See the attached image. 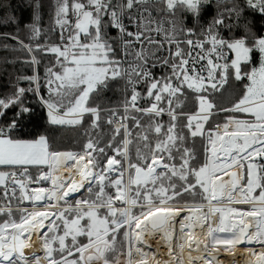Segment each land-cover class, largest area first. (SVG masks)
<instances>
[{"label":"snow or ice","instance_id":"6c2138e0","mask_svg":"<svg viewBox=\"0 0 264 264\" xmlns=\"http://www.w3.org/2000/svg\"><path fill=\"white\" fill-rule=\"evenodd\" d=\"M29 6L0 3V264H264V0Z\"/></svg>","mask_w":264,"mask_h":264},{"label":"trees","instance_id":"16d2710c","mask_svg":"<svg viewBox=\"0 0 264 264\" xmlns=\"http://www.w3.org/2000/svg\"><path fill=\"white\" fill-rule=\"evenodd\" d=\"M4 0H0V3H3ZM8 2L11 3V5L13 6V8L15 9V15L20 18L22 20L23 23H28L30 22L31 19V7L29 6L30 4V0H8ZM43 4H44V9H43V22L45 24V26L49 23V16H48V12H49V4L51 3V0H42ZM215 9L212 8L211 6H209V10L206 11L205 13V17L206 16H211L212 14H214ZM3 16V11L0 10V17ZM23 23L21 24V29L23 28ZM4 32H16V27L14 25H3L0 24V34L4 33ZM24 32L20 31V36L21 38H24ZM9 43H14L12 41H8ZM4 40L0 39V44H3ZM6 54L4 53V51L2 49H0V58L4 57ZM21 69V65L17 64V65H5L3 63H0V93H3L5 91H8L10 89V78L14 80L15 78V74L17 73L18 70ZM24 71L26 72H30L31 70L28 68H23ZM41 74L43 73V68L40 69ZM110 97L113 96L112 93L108 94ZM113 99H115V97H113ZM42 109H40L37 106V112H41ZM9 115H11V113H9ZM40 124H43L44 121L40 120L39 121ZM32 129V125L30 124L28 126V129H26L25 131H30ZM52 135L54 136V138L56 139L58 144L61 145H65L68 147H71L73 144L76 143L79 134L73 130H71V128H66V129H62V130H58L52 133Z\"/></svg>","mask_w":264,"mask_h":264},{"label":"bare ground","instance_id":"6f19581e","mask_svg":"<svg viewBox=\"0 0 264 264\" xmlns=\"http://www.w3.org/2000/svg\"><path fill=\"white\" fill-rule=\"evenodd\" d=\"M150 243H153L150 241ZM153 247H155V244L153 243ZM246 256L242 255L240 252H237V254L234 256L231 253H222L220 264H245Z\"/></svg>","mask_w":264,"mask_h":264},{"label":"built area","instance_id":"2783aa9c","mask_svg":"<svg viewBox=\"0 0 264 264\" xmlns=\"http://www.w3.org/2000/svg\"><path fill=\"white\" fill-rule=\"evenodd\" d=\"M210 18H211V16H206V17H205V19H210Z\"/></svg>","mask_w":264,"mask_h":264}]
</instances>
